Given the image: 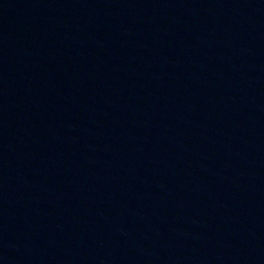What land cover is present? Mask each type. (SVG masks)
Listing matches in <instances>:
<instances>
[{
  "label": "water",
  "instance_id": "water-1",
  "mask_svg": "<svg viewBox=\"0 0 264 264\" xmlns=\"http://www.w3.org/2000/svg\"><path fill=\"white\" fill-rule=\"evenodd\" d=\"M0 264H264V0H0Z\"/></svg>",
  "mask_w": 264,
  "mask_h": 264
}]
</instances>
